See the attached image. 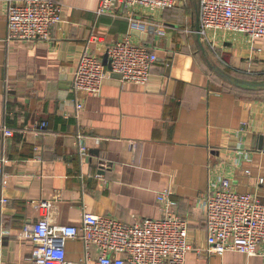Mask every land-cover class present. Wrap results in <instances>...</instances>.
<instances>
[{"label":"crops","instance_id":"0c3cea01","mask_svg":"<svg viewBox=\"0 0 264 264\" xmlns=\"http://www.w3.org/2000/svg\"><path fill=\"white\" fill-rule=\"evenodd\" d=\"M27 1L0 0V264H31L34 244L21 231L40 219L42 201H52L53 226L80 227L85 213L133 223L163 216L165 189L189 223V264H262L209 253L203 203L222 178L264 203V90L236 84L262 83L254 80L264 79V40L209 32L200 44L183 34V13L119 6L98 15L101 0H59L63 19L48 40H12L8 4ZM131 15L147 27L133 29ZM127 35L160 59L148 83L109 72L98 96L75 92L82 56L103 61ZM66 252L78 263L82 241H68Z\"/></svg>","mask_w":264,"mask_h":264},{"label":"built area","instance_id":"2783aa9c","mask_svg":"<svg viewBox=\"0 0 264 264\" xmlns=\"http://www.w3.org/2000/svg\"><path fill=\"white\" fill-rule=\"evenodd\" d=\"M176 1L101 0L97 14H107L119 6L167 11L176 7ZM62 12L59 0L10 2L9 38L26 42L48 40L52 27L62 22ZM129 20L133 29L147 27L135 16L131 15ZM199 24L202 38L209 32H231L264 40V0H199ZM107 55L112 72L121 76V82L142 86L148 83L152 68L160 62L148 47L134 44L130 35L109 45ZM108 73L102 59L86 52L74 76V91L98 96ZM76 108L79 112L83 104L78 102ZM47 127L45 122L39 125L40 130ZM243 130L237 131L240 139ZM5 135L13 137L14 133L6 128ZM35 151L40 158L39 150ZM80 151L85 155L88 149L81 145ZM171 195L170 189L158 193L163 213L160 219L125 223L115 217L85 213L80 227L53 226L49 221L52 201H42L40 219L26 224L21 231L22 238L34 244L31 264H189L187 255L192 250L189 223L174 214ZM203 208L210 254L237 252L248 259L261 257L264 264V203L259 196L239 193L231 179L222 178L209 187ZM70 240H81L84 245L78 263L67 259L66 244Z\"/></svg>","mask_w":264,"mask_h":264},{"label":"rangeland","instance_id":"374dc122","mask_svg":"<svg viewBox=\"0 0 264 264\" xmlns=\"http://www.w3.org/2000/svg\"><path fill=\"white\" fill-rule=\"evenodd\" d=\"M197 6L199 7V0H177L176 1V7L174 9L169 10L171 13L177 12L180 15L183 13V23L185 24L184 25L185 33H183V34H186V35L190 36V38H192V40H194V38L196 37L192 26H193V23L195 22L196 7ZM210 49L212 51H214L218 56H220V52H218L217 50H215L213 48H210ZM216 78L220 82L224 83V80H221V76L216 74ZM236 80L239 81V82L247 81V79H239V78L238 79L236 78ZM254 82H264V79H259L258 80V78H255Z\"/></svg>","mask_w":264,"mask_h":264},{"label":"water","instance_id":"95a60500","mask_svg":"<svg viewBox=\"0 0 264 264\" xmlns=\"http://www.w3.org/2000/svg\"><path fill=\"white\" fill-rule=\"evenodd\" d=\"M193 31L195 33V35L197 36L200 44H202V35L200 32V24H199V7H196V18H195V22L193 24ZM137 33H141L140 31H137ZM103 64L104 66L107 68V71L110 72L114 77L116 78H121V76L119 74L113 73L112 69H111V62L108 58V55L106 54L104 60H103ZM237 85H247L250 87H253L255 89H260V90H264V82L262 83H258V84H251V83H247V82H236ZM258 140V149L259 150H264V136H258L257 138Z\"/></svg>","mask_w":264,"mask_h":264},{"label":"trees","instance_id":"16d2710c","mask_svg":"<svg viewBox=\"0 0 264 264\" xmlns=\"http://www.w3.org/2000/svg\"><path fill=\"white\" fill-rule=\"evenodd\" d=\"M174 9V8H173Z\"/></svg>","mask_w":264,"mask_h":264}]
</instances>
